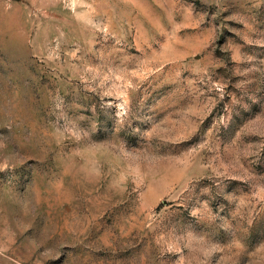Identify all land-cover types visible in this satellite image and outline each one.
Instances as JSON below:
<instances>
[{
  "label": "rangeland",
  "instance_id": "1",
  "mask_svg": "<svg viewBox=\"0 0 264 264\" xmlns=\"http://www.w3.org/2000/svg\"><path fill=\"white\" fill-rule=\"evenodd\" d=\"M0 264H264V0H0Z\"/></svg>",
  "mask_w": 264,
  "mask_h": 264
}]
</instances>
